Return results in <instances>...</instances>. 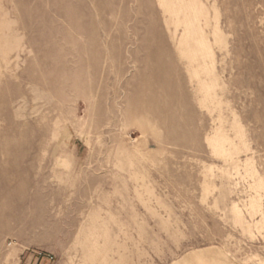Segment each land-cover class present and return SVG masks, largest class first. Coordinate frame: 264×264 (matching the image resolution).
<instances>
[{"label": "rangeland", "instance_id": "374dc122", "mask_svg": "<svg viewBox=\"0 0 264 264\" xmlns=\"http://www.w3.org/2000/svg\"><path fill=\"white\" fill-rule=\"evenodd\" d=\"M0 264H264V0H0Z\"/></svg>", "mask_w": 264, "mask_h": 264}]
</instances>
